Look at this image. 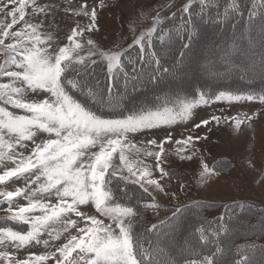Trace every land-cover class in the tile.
Segmentation results:
<instances>
[{"label":"snow or ice","instance_id":"snow-or-ice-1","mask_svg":"<svg viewBox=\"0 0 264 264\" xmlns=\"http://www.w3.org/2000/svg\"><path fill=\"white\" fill-rule=\"evenodd\" d=\"M193 3L194 0H188L181 9L185 14L181 39L185 42L176 66L169 68L161 65L153 50L154 37L161 42H166V35L171 39L170 31L161 27L163 21L159 13L152 25L136 35L127 49L103 50L91 37L78 39L86 32L98 30L95 8L89 11L82 5L76 10L75 15L89 17L90 23L77 24L67 37L68 43L57 46L53 35L42 31L44 19L35 22L31 19L41 14L46 18L50 5L38 3V0H0V13L11 17L6 24L0 20V168H4L6 162L14 165L0 173V185L12 178L25 181L24 187L0 190L3 198L0 205L7 204L0 210L8 213L7 220L29 226L23 232L10 226L0 227V246H10L15 252L33 244L43 243L47 248L50 241L42 239L45 235L51 240H60L63 236L66 241L54 246V251L41 255L28 253L26 257L17 258L8 251H0V264H47L48 261L52 264H216V253L222 251L219 247L207 255L198 254L194 247L186 248L177 259L165 255L159 244L149 241L145 247L141 237L133 231V219L140 215L141 207L123 202L124 198L118 193L126 197V187L116 190L113 187L119 180L139 185L150 196L149 187H152L165 196L177 198L176 192H169L161 183L164 177L171 175L163 167L165 145L172 142L171 133L160 141L148 140L147 145L151 147H137L130 135L170 126L177 121L187 122L194 109L216 101L259 100L264 103V92L220 91L213 95L200 91L197 97L183 100L175 107H169L166 100L159 107H141L124 115L117 82L123 77L126 88L131 78L133 88L137 87V63L155 65L148 83L175 78L182 71L180 65L187 55L184 50H191L195 34L193 17L197 12ZM211 6L214 0H198L199 15L203 17ZM257 9L264 16V0H259L258 4L253 0L250 20ZM228 14L244 15L239 0L226 4V16ZM175 18L176 13H172V19ZM16 25L20 27L15 28ZM177 35H180L179 29ZM132 48L137 50L135 59L131 57ZM98 61L104 66L107 80L103 87L93 75ZM260 67L264 68V57H261ZM253 68L252 63H245L226 71L248 72ZM78 94L85 99L81 100ZM89 100L111 108L115 115L100 114L89 105ZM253 116L213 115L194 127L207 126L211 121L217 125L222 121H235V128L239 129ZM200 139L189 135L174 141L180 146L175 155L181 162H191L198 156L200 149L196 142ZM148 157L154 158L160 180L152 178V166L143 159ZM199 167L198 179L202 184L221 175L220 170L215 165L209 167L203 157L199 159ZM17 197L27 203L15 204ZM85 207L94 208L95 214L86 213ZM159 207L152 196L143 210H158ZM180 212L179 207L173 209L167 222L175 221ZM155 230H158L157 224L147 229L149 232ZM200 231V239L205 241L204 230ZM238 255L233 264H247V256Z\"/></svg>","mask_w":264,"mask_h":264},{"label":"rangeland","instance_id":"rangeland-1","mask_svg":"<svg viewBox=\"0 0 264 264\" xmlns=\"http://www.w3.org/2000/svg\"><path fill=\"white\" fill-rule=\"evenodd\" d=\"M214 1L220 2V6L226 3V0H222L223 2L220 0ZM250 1L252 4L253 0ZM187 2L188 0H38V3L51 6L49 15L45 18L41 14L39 17H31V19L33 22L36 19H44L42 31L52 34L57 46H63L68 43L67 37L71 34L73 27L77 24L84 26L90 23L89 17L83 15L77 16L74 12L79 10L82 5H86L89 11L95 8L97 13L95 23L98 26V30L93 29L90 33L86 32L83 37H78V39L91 37L96 45L103 50H124L128 48L136 35L152 25L157 13L160 14V20L163 21L161 27L166 29L169 20L172 19V13H176L175 19H183L185 14L182 13L181 9ZM255 2L258 4L259 0H255ZM219 8L217 6L218 10ZM193 9L197 12V15L193 17L195 26L201 30H199L198 34L195 32L191 50H186L187 55L184 57V63L180 65L182 71L177 73L175 78L167 77L160 79L157 83H148V78L152 74L154 66L151 64L148 67L149 70H146L143 66L140 67L139 71L142 74L138 80L144 79L147 85L153 84L157 86L159 83L160 85L166 84L169 89L166 90V87L165 93L154 90L148 95L138 97L135 100L136 102L140 103V100L146 101L149 99L156 101L159 98L161 101L159 100L157 107L165 103L166 100L169 107H175L183 100H192L194 97H197L200 91L215 95L220 91L244 93L248 89L260 91L264 88L262 84L249 87L251 82H264V68L260 67L261 57H264V16L259 15L260 18L251 20L241 17L239 24L233 23L234 19L226 16L225 12L218 11L215 14L212 12L210 13L211 16H206L205 13L201 17L199 15L198 0H194ZM28 11L31 12V9ZM257 13L258 10L255 16ZM212 14L216 18L212 17ZM28 18L26 17V19ZM0 20H3L6 24L11 21V17H6L0 13ZM181 25L177 28L175 27L171 33L177 40L180 39L177 42L180 44L170 56L164 54L167 45L161 46L159 44L160 40L155 37L153 38V49H156L155 52L160 57L163 67L173 68L176 66L175 62L179 59L183 44L181 36L184 33L182 27H180ZM19 27L20 25L15 26V28ZM205 27L208 29L207 32L202 31ZM177 29L181 32L179 36L177 35ZM164 44L166 43L164 42ZM133 49H131V57L135 59L136 49ZM125 59L127 60V57ZM165 59H167L166 62L164 61ZM0 62H2V58H0ZM245 63H252L254 68L248 72L226 71V69L235 68L237 64L243 65ZM141 65H144V63ZM93 75L95 79L100 81L102 87L106 84L104 66L99 61L98 65L93 67ZM195 79L199 82L214 84L235 80L238 84L241 83L243 85L238 88L232 87L230 90H227L228 88L226 89V87L217 88L208 84L196 87L193 86L196 84ZM131 81L132 79L129 78L126 88L124 87L123 77L122 83H117V87L120 88L118 97L120 108L123 107L124 101L127 100L130 92L132 94L135 92L139 93L146 88V85L142 86L141 83H136L137 87L133 88V82ZM191 82L193 85H190ZM184 84L187 86L186 90L183 89ZM163 96L164 99H162ZM78 97L81 100L85 99L80 94H78ZM91 105L94 108V105ZM109 109L112 110L111 108ZM14 111L22 114L19 113V110ZM131 113L129 112L125 115ZM254 113L257 115L253 116ZM112 115H106V117ZM213 115L240 118L253 116V118L251 121L242 124L239 129L235 128V121L228 123L222 121L219 125L215 121H211L207 126L194 127L201 120L209 119ZM249 124L251 125L250 127ZM169 132L172 135V142L165 145L166 151L163 157L165 161L163 167L171 175L164 177L161 183L169 192H176L177 198H172L170 195L165 196L149 187V192L152 193V196H155V201L160 207L158 210H143V205L151 202L152 196L144 192L139 185L116 180L113 186L114 190L121 186L126 187V197L124 193H118L120 197L124 198L123 202L137 204L142 209L140 215L133 219V229L137 226L139 229H146L147 232L148 227L152 224L158 225L160 221L169 220L172 217L173 209L177 207L182 209L186 205L196 202L201 204L199 209L193 207L195 209H191L187 213L197 212L200 215V219L193 221L187 227L185 226L180 234H178L183 220V216H179L180 212L175 221L171 223L167 222L159 227L157 234H155L156 236L154 233L150 236L146 235L147 241H145V246L148 247L149 241L153 245L159 244L164 248L165 255H172L173 259L179 258L182 250L186 248L194 247L195 250L200 249L197 253L202 255L210 254L217 247L220 249L225 248V251H228L230 254L229 261L227 262L231 261L232 263L239 258L238 254L246 256L245 253L251 251L252 264L262 263L261 259L264 258V226L261 227L256 222L259 216L255 212L256 210L253 211V209L255 207L264 208V103H261L259 100L233 102L221 100L207 106L201 105L193 110L192 118L187 122L177 121L170 126H162L148 132L137 133L134 136L130 135V139L137 147H151L147 145L148 140H163ZM189 135L201 137L196 142L200 153L191 162H181L175 155L176 149L180 146L175 144L174 141L184 139ZM204 137H207V139H204ZM201 157H203L204 162L209 167L215 165L221 172L219 177L213 178L203 184L198 179L200 172L199 159ZM143 159L145 163L152 166V178L160 180V174L155 167L154 158L148 157ZM13 166L11 163L6 162L5 167L0 168V173L6 168ZM182 185L183 187H181ZM24 186L25 181L23 179L17 180L12 178L5 185H0V190L11 191L16 187ZM33 187L35 186L33 185ZM131 197L137 198V201H134L133 198L130 202L127 201ZM2 199L0 197V200ZM14 203L25 205L27 201L22 197H17ZM239 204H243L244 208H246L236 215ZM6 207L7 204L0 205V209ZM84 211L88 214H95L92 207H85ZM7 215L8 213L0 210V227L10 226L14 230L22 232L28 230V225L7 220ZM221 216H225V219L231 218L230 225L233 223L230 233L226 238H222V242L217 240L218 234H215L213 231L207 232L206 227L201 228L202 224H206V221L213 222L214 219L219 220ZM198 226L199 230H204L205 241H201L200 239L201 231L198 230ZM238 227H240L242 232L250 233L251 236L245 237L246 235H243L237 238H234V235L231 236L235 228ZM176 232L177 236H174ZM220 234L223 235L224 233ZM138 235L140 236V233ZM42 239H49V247L46 248L43 243L39 245L33 244L27 249L15 252L10 246H0V251H8L10 254L16 255L17 258H21L26 257L28 253L41 255L54 251V246L66 242L63 236L60 240H51L46 235ZM259 248L262 249L256 254L255 252ZM184 254L187 255L186 252ZM215 259L217 258L215 257ZM47 264H52V262L48 261ZM247 264L249 263L247 262Z\"/></svg>","mask_w":264,"mask_h":264},{"label":"trees","instance_id":"trees-1","mask_svg":"<svg viewBox=\"0 0 264 264\" xmlns=\"http://www.w3.org/2000/svg\"><path fill=\"white\" fill-rule=\"evenodd\" d=\"M219 1V0H218ZM221 2H223L222 0H220ZM229 0H226V3H223L224 5L223 6H220L221 4H220V2H215L214 1V6H211L210 8H208V9H206V11H205V15L206 16H211V14L210 13H212V12H214V14L215 13H218V11L219 12H225L226 13V4L227 3H230L231 1H229ZM217 6H218V8H219V6H220V8H219V10L217 9ZM239 6H240V9L243 11V13H244V15L243 16H240V15H237V14H228L227 16H229V18L230 19H234V22L233 23H239L240 24V22H241V20H240V18L242 17L243 19H249V17H248V15H249V11H250V9H251V1L250 0H239ZM222 7V8H221ZM258 10V9H257ZM221 14V13H220ZM260 13H259V10H258V13H257V15L254 17V18H252V19H258V18H260ZM212 17H214V18H216L213 14H212ZM246 17V18H245ZM181 20H183L182 18L181 19H171V20H169V24H168V26H167V29L166 30H169L170 31V34L172 33V31L175 29V27L177 28L179 25H181L182 24V21ZM240 20V21H239ZM172 22H173V24H172ZM180 27H182V25L180 26ZM195 28H196V30H198V31H196L195 30V32H197V34H198V32H199V30H201V29H198L196 26H195ZM202 31H208V29L205 27V28H203L202 29ZM201 32V31H200ZM174 33V32H173ZM181 33V32H180ZM179 36V35H178ZM177 36V37H178ZM183 36V35H182ZM179 41H180V39H178ZM177 39H176V37L174 36V35H171V39H169L168 38V36H166L165 37V43L166 44H164V42H161V41H159L160 43V45L161 46H166L167 45V49H165V51H164V54L165 55H167V56H170L171 55V53L174 51V49L180 44V43H177V42H179ZM182 40V39H181ZM185 41L183 40V43H184ZM172 46V47H171ZM178 48V47H177ZM136 48H134L133 50H135ZM154 51L156 50L155 48L153 49ZM136 51L137 50H135V53H136ZM184 51H186V50H184ZM166 56V57H167ZM159 57V56H158ZM159 59H160V57H159ZM165 62L167 61V59H165L164 60ZM160 63H161V61H160ZM141 64H143V63H141ZM140 63H138V64H136V68L137 67H139L138 69H136L137 70V73H139V76L142 74L140 71H139V69H140V67H142L143 66V68H145L146 70L148 69V67L149 66H151V64H144V65H141ZM152 66H154L155 67V65L153 64ZM149 70V69H148ZM129 71H130V69H129ZM97 76V75H96ZM143 80V81H142ZM118 82H120V83H122V77L118 80ZM117 82V83H118ZM131 82H133L134 83V81H131ZM106 83H107V80H106ZM135 83H141V85L143 86V85H146V88H144L141 92H135L134 94H132V92H130L129 94H128V98H127V100H125L124 101V105H123V107L121 108V110H123V113H124V115L125 114H127V113H129V112H134V111H137L138 110V107H154L155 105V107H157V105H158V103H159V100L161 101V99H157L156 101L155 100H153V99H149V100H146V101H144V100H140L139 102L140 103H138V101L136 102L135 100L138 98V97H140V96H145V95H148L150 92H152V91H158V92H163V93H165L164 91H165V88L167 87V85L166 84H161L160 85V83H159V85H153V84H151V85H147L146 84V82H145V80L144 79H140V80H138V81H135ZM224 83H227V84H224ZM206 84H208L209 86H212V87H214V86H216L217 88H221V87H226V89L227 90H230V88H232V87H241L243 84H238V82H236L235 80H232V81H230V82H220V84H219V82H217V83H204V84H201V85H196V87H199V86H202V85H206ZM229 84V85H228ZM259 84H262V85H264V82H257V81H254V82H251V85H249V87H253V86H256V85H259ZM102 85V84H101ZM183 88V87H182ZM169 89V87H167V89L166 90H168ZM184 89V88H183ZM184 90H186V88L184 89ZM199 90H201V89H199ZM249 91H252V89H248L247 91H245L244 93H247V92H249ZM187 92H191V91H187ZM252 92H254V93H260V92H264V88L263 89H261L260 91H257V90H253ZM119 93H120V88H119ZM162 99H164V96L162 97ZM134 100V101H133ZM142 102V103H141ZM89 103V105L92 107V105L91 104H93L94 105V108H95V110L96 111H98L100 114H102V115H104V116H106V115H112V114H115L114 112H113V110H110L108 107H105L104 105H102V104H99V103H93L91 100L88 102ZM141 104H143V105H141ZM130 105V106H129ZM132 198L134 199V201H137V198H135V197H131L130 199L128 198L127 199V201H129L130 202V200H132ZM200 203L199 202H196V203H194V204H189V205H186L185 207H183L182 209H181V213L179 214V216H183V220H182V223L180 224L181 226V228H180V230L178 231V234H180V232L184 229V227L186 226H189L193 221H196V220H198V219H200V215L197 213V212H193V213H187V212H190L191 211V209L192 210H194L195 208L196 209H199V207H200ZM193 207H195V208H193ZM246 208V207H245ZM245 208H244V205L243 204H239V207H238V210H237V212H236V215H238V214H240L243 210H245ZM254 210H256L255 212H257L258 213V220L256 221L257 223H258V225L259 226H261V227H263L264 226V208H257V207H255V209H253V211ZM183 212H185V213H183ZM183 213V214H182ZM194 216V218H193V216ZM197 218V219H196ZM195 219V220H194ZM167 221L168 220H166L165 221V223H167ZM231 218H227V219H225V216H224V219L223 220H221V217H219V220H217V219H214V221L213 222H210V221H206V224H202L203 226H201V228H203V227H206L207 228V232H209V231H213L215 234H218L217 236H218V241H221L222 242V238H226V236L230 233V230H231V226L233 225V223H232V225H230L231 224ZM165 223H159L158 224V230H159V227H161V226H163ZM200 226V225H199ZM199 226H198V230H199ZM149 228V227H148ZM197 230V231H198ZM133 231L136 233V234H138V233H140V237H141V240H142V242H144L145 244H146V242L145 241H147L146 240V235H148V236H150L151 234H153L154 233V235L155 234H157V230H155V231H152V232H149V231H147L146 232V229H144L143 230V228H141V229H139V227H134V229H133ZM200 231V230H199ZM220 233H224L223 235H221ZM235 233V234H234ZM234 235V238L236 237H239V236H243V235H246L245 237H250L251 236V234L250 233H246L245 231L244 232H242L241 231V229H240V227H238V228H235V231L233 232V234H231V236H233ZM156 236V235H155ZM174 236H177V232L175 233V235ZM146 247V246H145ZM201 248V247H200ZM262 248H259V250H257L255 253L257 254L258 253V251H260ZM221 252H218L217 254H216V262H217V264H233L231 261L230 262H227V261H229V258H230V254H229V252L228 251H225V248H221ZM197 251H200V249L199 250H197L196 249V252ZM235 253V252H234ZM251 253V251L250 252H248V253H245L246 254V256H247V258H248V260H247V262L249 263V264H252V257H250V254ZM199 254V253H198ZM185 255V254H184ZM185 256H187V255H185ZM179 257H180V255H179ZM261 262L262 263H260V264H264V258H262L261 259Z\"/></svg>","mask_w":264,"mask_h":264},{"label":"bare ground","instance_id":"bare-ground-1","mask_svg":"<svg viewBox=\"0 0 264 264\" xmlns=\"http://www.w3.org/2000/svg\"><path fill=\"white\" fill-rule=\"evenodd\" d=\"M200 80V79H199ZM195 85H193V83L191 82V84L190 85H193V86H196V85H201V84H204L203 82H199V81H197V79H195ZM186 84H188V83H186ZM186 84H184V89L185 88H187V86H186ZM229 85V84H228ZM188 86H189V84H188ZM134 101V100H133ZM130 106V105H129ZM193 216V215H192ZM193 218H194V216H193ZM197 219V218H196ZM195 220V219H194Z\"/></svg>","mask_w":264,"mask_h":264}]
</instances>
